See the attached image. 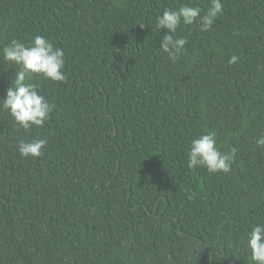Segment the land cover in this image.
<instances>
[{
    "label": "trees",
    "instance_id": "trees-1",
    "mask_svg": "<svg viewBox=\"0 0 264 264\" xmlns=\"http://www.w3.org/2000/svg\"><path fill=\"white\" fill-rule=\"evenodd\" d=\"M209 3L0 0V45L43 35L66 74L30 77L55 106L42 127L0 109V264H253L242 240L264 223V0H222L207 32L181 24L175 62L159 49L165 8ZM18 70L0 58V97ZM207 131L236 148L227 174L187 167ZM34 138L42 155L22 157Z\"/></svg>",
    "mask_w": 264,
    "mask_h": 264
},
{
    "label": "clouds",
    "instance_id": "clouds-1",
    "mask_svg": "<svg viewBox=\"0 0 264 264\" xmlns=\"http://www.w3.org/2000/svg\"><path fill=\"white\" fill-rule=\"evenodd\" d=\"M223 10L222 0H210L208 8L202 13L199 6L181 4L175 10L165 8L156 17L157 30L166 29L160 40L159 49L175 62L187 44L185 37H176L178 27L197 24L201 32H207ZM0 58L18 66L5 95L0 97V109L7 110L14 122L22 129L32 126L42 127L49 119L54 104L39 92L38 86L30 82L32 74L41 75L44 79L63 82L66 74L63 71L64 51L54 48L43 35H34L29 41L12 39L8 44L0 45ZM239 58L232 55L229 63ZM257 146H264V135L256 138ZM46 145L44 139H20L17 151L22 157H39ZM236 148L231 147L222 152L217 146L216 134L211 131L197 134L190 140L187 150V167H203L209 173L231 171L235 161ZM245 250L250 252L253 264H264V223L254 224L242 240Z\"/></svg>",
    "mask_w": 264,
    "mask_h": 264
}]
</instances>
